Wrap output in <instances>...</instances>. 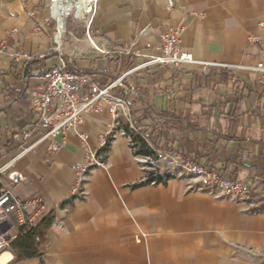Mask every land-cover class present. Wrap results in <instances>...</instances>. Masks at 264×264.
Returning a JSON list of instances; mask_svg holds the SVG:
<instances>
[{
    "label": "crops",
    "instance_id": "obj_1",
    "mask_svg": "<svg viewBox=\"0 0 264 264\" xmlns=\"http://www.w3.org/2000/svg\"><path fill=\"white\" fill-rule=\"evenodd\" d=\"M50 1L0 0V43L8 53L30 57L0 60V165L39 139L31 94L60 59L100 85L127 73L126 91H114L123 102L119 126L83 196L70 193L73 168L112 128L106 109L84 116L78 129L84 143L69 131L57 139L56 152L48 153L42 141L17 161L25 179L13 194L44 200L47 209L35 224L48 213L53 219L40 258L18 261L11 249L0 264H264V97L254 75L222 67L261 59L264 0H173L171 10L166 0H97L88 30L80 38L65 32L60 52L51 41ZM169 28L181 31L179 47L194 62L214 64L206 74L192 63L143 66L160 54V35ZM10 88L25 90L27 109L7 101ZM139 93L146 98L141 129L150 147L234 177L250 189L249 199L202 189L177 171L165 183L134 188L146 171L122 126L132 125L129 106Z\"/></svg>",
    "mask_w": 264,
    "mask_h": 264
},
{
    "label": "built area",
    "instance_id": "obj_2",
    "mask_svg": "<svg viewBox=\"0 0 264 264\" xmlns=\"http://www.w3.org/2000/svg\"><path fill=\"white\" fill-rule=\"evenodd\" d=\"M166 1L167 9H173L174 1ZM96 3L97 0L90 2L88 11L84 12L81 17H76L84 19V27L87 30L90 27ZM49 9L51 19L55 22L54 28H56L58 19L51 13V6ZM180 33L179 29L169 28L161 34L160 54L150 58L143 66L160 65L170 69H179L184 63H192L201 66L206 74L207 69L214 64L194 62L189 53L183 52L179 47ZM64 34L65 27L62 36ZM86 38L92 44L88 32H86ZM249 42L258 43L259 38L250 37ZM55 50L60 52L59 44ZM3 57H8L12 61L30 60V57L26 55L15 52L8 53L4 45L0 43V60ZM140 67L142 66H138L132 71H136ZM222 67L254 75L257 78L256 83L260 87V94L264 97V50L261 52V59L253 65H225ZM126 75L127 73L111 80L106 85H100L85 72L68 69L66 62L60 59L58 67L52 68L40 77V82L31 94V112L36 120L33 125L40 130L41 135L33 144L23 148L18 154L0 165V259L10 252L19 229L32 227L36 219L47 209L46 203L39 197L20 199L13 194V188L25 179L24 175L15 169L17 161L32 152L36 144L42 141L48 142V153L56 152L59 149L57 139L69 131H75L79 140L84 143L86 135L78 132L84 116L106 109L115 119L112 128L101 138L98 150L86 155L84 164L75 165L73 168L74 179L70 193L75 197L83 196L84 184L90 171L95 167H104L103 149L109 145L113 128L119 126L118 111L119 108H122L123 102L114 95V91H126L124 84ZM259 111L264 114V99L260 102ZM129 127L133 129L131 124ZM150 148L155 152L156 158L142 157L143 168L146 171L145 176L147 172L163 175L170 171H177L195 178L200 188L216 189L223 196L231 199H249L251 195L250 189L237 179L220 177L215 170L201 166L179 153L156 152L154 148Z\"/></svg>",
    "mask_w": 264,
    "mask_h": 264
},
{
    "label": "trees",
    "instance_id": "obj_3",
    "mask_svg": "<svg viewBox=\"0 0 264 264\" xmlns=\"http://www.w3.org/2000/svg\"><path fill=\"white\" fill-rule=\"evenodd\" d=\"M34 61L32 63H27L24 68V76L26 73H29L31 69V65H34ZM132 103H130L129 110H130V117L133 129H130L129 125H123L122 130L124 135L130 138V143L132 148L134 149L135 155H139L142 157H152L156 158L155 152L149 147L145 139V132L142 131V120L148 115V110L145 107L146 98L141 93ZM255 94L257 97L259 96V88L256 89ZM5 96L7 97V101H14L23 108H28V100L25 96V90L21 89L20 91H15L13 88H10L8 91L5 92ZM125 96H122V99H125ZM107 148H104L103 151H107ZM220 177H228L234 178L232 176H226L223 174H218ZM173 178V176L169 174L159 175L155 172H147L145 178L135 184L133 187H140L144 185L150 184H158V183H165L167 180ZM52 215L51 213L46 214L43 216L36 224H34L30 228H20L18 231V235L15 241L12 243L11 249L15 258L18 261L28 260V259H35L40 258L41 253L39 251V246L44 238L45 231L47 227L52 222Z\"/></svg>",
    "mask_w": 264,
    "mask_h": 264
},
{
    "label": "bare ground",
    "instance_id": "obj_4",
    "mask_svg": "<svg viewBox=\"0 0 264 264\" xmlns=\"http://www.w3.org/2000/svg\"><path fill=\"white\" fill-rule=\"evenodd\" d=\"M93 0H51V13L58 19L55 33V44H60V39L65 27V21L72 10H75L77 18L81 17L89 9L90 2Z\"/></svg>",
    "mask_w": 264,
    "mask_h": 264
},
{
    "label": "rangeland",
    "instance_id": "obj_5",
    "mask_svg": "<svg viewBox=\"0 0 264 264\" xmlns=\"http://www.w3.org/2000/svg\"><path fill=\"white\" fill-rule=\"evenodd\" d=\"M76 12L75 10H72L69 13V16L66 19V26H65V32H71L72 34H74L75 36H77L78 38L82 37L83 34H85V27H84V19H77L76 17ZM52 22V27H55V22ZM55 30V29H54ZM56 33V31H55ZM54 36L52 37V45L55 47L57 46L55 44V41H53ZM55 39V38H54Z\"/></svg>",
    "mask_w": 264,
    "mask_h": 264
},
{
    "label": "water",
    "instance_id": "obj_6",
    "mask_svg": "<svg viewBox=\"0 0 264 264\" xmlns=\"http://www.w3.org/2000/svg\"><path fill=\"white\" fill-rule=\"evenodd\" d=\"M9 257H10V254H7V255H6V258L8 259ZM7 259H6V260H7Z\"/></svg>",
    "mask_w": 264,
    "mask_h": 264
}]
</instances>
